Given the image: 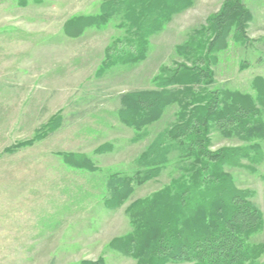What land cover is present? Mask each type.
I'll list each match as a JSON object with an SVG mask.
<instances>
[{
    "label": "rangeland",
    "instance_id": "rangeland-1",
    "mask_svg": "<svg viewBox=\"0 0 264 264\" xmlns=\"http://www.w3.org/2000/svg\"><path fill=\"white\" fill-rule=\"evenodd\" d=\"M105 1L0 0V264H137L112 245L134 233L126 209L180 176L173 152L124 207L105 206L109 177L151 172L155 167L144 166L140 156L175 120L172 108L137 133L118 118L121 96L154 89L159 68L183 61L178 47L208 41V20L232 0H195L152 39L145 62L99 79L106 50H118L125 38L121 19L76 39L66 27L100 15ZM240 5L251 15L248 42H232L219 55L214 88L253 95L254 79L264 80V0ZM103 145L112 150L97 154ZM240 145L217 135L213 148ZM65 155L87 158L95 170L76 169ZM229 171L239 188L255 191L254 203L264 213V162L255 174ZM253 242L264 244V231Z\"/></svg>",
    "mask_w": 264,
    "mask_h": 264
},
{
    "label": "trees",
    "instance_id": "trees-1",
    "mask_svg": "<svg viewBox=\"0 0 264 264\" xmlns=\"http://www.w3.org/2000/svg\"><path fill=\"white\" fill-rule=\"evenodd\" d=\"M194 2L108 0L100 6V15L69 23L66 35L76 39L89 28L121 19L125 38L117 42L118 50H106L96 72L100 79L114 68L145 62L152 39ZM250 16L242 10L240 0L227 2L208 20L213 36L193 49L178 47L183 61L161 66L153 79L154 89L121 96L118 118L137 133L176 108L174 123L140 156V163L155 168L131 177L113 174L107 183L105 206L120 209L138 187L155 178L158 165L165 163L168 155L177 153L180 176L146 199L131 202L126 213L134 233L112 242L137 264H262L264 244L253 240L264 231V213L254 203L255 191L239 188L229 169L255 174L264 162V80L254 79L253 95L214 88L219 55L232 42L246 45ZM55 121L57 130L61 120ZM217 135L242 145L214 150ZM110 150L111 146L103 145L96 153ZM64 157L76 169L95 170L87 158Z\"/></svg>",
    "mask_w": 264,
    "mask_h": 264
}]
</instances>
